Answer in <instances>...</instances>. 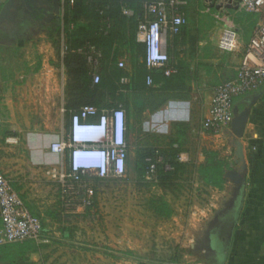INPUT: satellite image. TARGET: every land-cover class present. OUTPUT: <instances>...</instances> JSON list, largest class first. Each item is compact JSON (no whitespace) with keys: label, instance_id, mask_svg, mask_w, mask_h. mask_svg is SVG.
<instances>
[{"label":"crops","instance_id":"obj_1","mask_svg":"<svg viewBox=\"0 0 264 264\" xmlns=\"http://www.w3.org/2000/svg\"><path fill=\"white\" fill-rule=\"evenodd\" d=\"M7 1L0 0V11ZM186 2L184 12L188 22L190 1ZM18 6L19 4L15 2L4 28L0 27V42L4 39L24 37L35 31L39 32L36 37L48 35L49 28L46 34L43 32L46 21L44 19L36 21L31 11L24 24L15 23L16 16L19 15ZM134 10V16L137 20L140 19L141 8L136 11L134 5ZM200 12L204 13L202 10ZM253 16L255 24L256 17ZM254 24L250 27L248 36L239 35L238 48L233 52H222L217 47V37L221 32L219 25L214 29L200 23L186 30L184 34L180 33L178 41L181 40V46L178 41H174V36L170 37L167 41V52L171 59L177 62V69L184 59L181 62L179 77L181 84L175 83L174 86L171 84L167 90L170 98L163 104L139 113L142 121L148 119V129L153 137H160V131L167 127L166 134L170 146L164 151L173 157L175 162L188 166L191 160L196 159L197 168L207 162L212 152H216L219 159L226 161L224 173L237 168L242 175V182L239 185L231 178L224 177L222 189L206 187L220 204L207 227L212 233L213 242L216 240L219 244L218 246L212 244L213 250L210 259L207 260L208 264H264V88L235 98L232 103L239 111L249 108L242 135L237 138L242 144L246 169H242V161L236 162L233 146L235 136L230 129H225L219 136H213L201 128V121L214 88L234 76L241 50L246 46ZM173 49L182 50L185 57L181 60L173 57L171 54ZM120 58L125 60V70L127 76L130 75L131 78L133 75L131 52L123 48L122 54L118 55L116 60ZM140 58L143 59V55ZM8 69L4 63L0 64V108L5 115L0 112L2 120L0 169L8 177L25 206L33 215L40 218L42 224L40 241L28 242L31 247L27 252L28 261L33 264H83L85 260L81 246H85L83 240L90 236L83 223L87 208L80 207L68 213L58 209L57 194L42 173L44 166L56 164L60 160V156L49 149L56 136L50 133V139L45 142L44 148L40 141L42 135L37 131L27 133V138L21 137L19 132L15 131L14 128L17 127L13 122L16 114L11 104V90L15 85L2 72ZM185 90L188 91H186L188 96L183 95ZM126 126L128 143L132 130V118L128 113ZM9 133L20 137L19 145L12 146L4 142V137ZM160 151L155 149L156 155L153 157H162ZM180 155L185 160H178ZM133 161L132 154H129L127 163L131 165L134 163L135 166L136 162ZM197 177L199 178L198 174ZM214 202L211 201V204L214 205ZM223 234L224 237H228L226 242H222L223 238L221 240Z\"/></svg>","mask_w":264,"mask_h":264},{"label":"rangeland","instance_id":"obj_2","mask_svg":"<svg viewBox=\"0 0 264 264\" xmlns=\"http://www.w3.org/2000/svg\"><path fill=\"white\" fill-rule=\"evenodd\" d=\"M33 1L40 6L30 11L36 21H46L42 30L45 34L47 28L53 29L61 23V11L55 1ZM189 1L188 22L183 28V34L200 23L207 24V28L212 26L215 29L218 25L221 29L224 27L223 22L216 23L210 14L200 12L204 8L202 0ZM16 3L19 4L18 21L24 24L29 14L27 0H16ZM138 4L136 11H139ZM214 11L211 9V12ZM7 18L9 15L0 22L1 28H4ZM228 22L240 27L239 35L242 37L248 36L254 24L253 15L242 9H230ZM38 33L35 31L24 37L2 40L0 64L9 67L2 72L15 85L11 90V104L16 114L13 122L17 127L15 131L25 138L28 137L27 133L37 131L42 135L40 141L45 148L50 133L56 136L55 140L67 135L68 117L67 111L63 110L66 74L58 54L59 47L52 43L48 35L36 37ZM57 38L60 36L56 35ZM120 52H123V48ZM171 54L180 60L185 57L182 50L173 49ZM142 62L140 57L133 60V70L135 66H141ZM122 72H126L125 68H122ZM135 76L134 72L129 83L131 85L133 81L132 90L120 92L116 96L109 93L107 98L112 102H123L126 114L132 118L128 147L129 154L137 162L149 150H165L170 146L167 127L160 131V137L155 138L148 129V119L142 121L139 114L143 110L160 106L170 97L169 91L158 87L145 89L141 91L143 95L137 96L140 93L134 89L138 85ZM186 91L183 95L188 96ZM0 112L5 116L1 108ZM59 158L58 162L65 164V157ZM196 163V159L191 160L181 171L157 183L145 179L143 173L136 170L134 163L128 164L127 160L124 177L102 180L85 177L82 186L89 185L93 193L83 219L89 230L87 233L90 234L83 240L85 246H81L85 260L83 264H159L172 261L208 264L212 244H219L216 240L213 242L212 233L207 227L220 204L197 177ZM47 182L57 194V206L60 209L59 186L55 182ZM211 201H215L214 205ZM162 203L171 210L170 215L167 216L161 208L157 212ZM203 208L206 209L202 211ZM227 238L221 235L222 242H226Z\"/></svg>","mask_w":264,"mask_h":264},{"label":"built area","instance_id":"obj_3","mask_svg":"<svg viewBox=\"0 0 264 264\" xmlns=\"http://www.w3.org/2000/svg\"><path fill=\"white\" fill-rule=\"evenodd\" d=\"M120 4L121 13L127 17L135 10L125 4L127 0H113ZM142 16L137 21L135 41L143 48V62L147 69L145 84L157 88L153 71L164 77L178 72L177 62L167 52L168 39L181 33L186 24V0H138ZM204 13H209L216 23L223 22L217 47L222 52H233L238 48L240 27L230 23V9L245 10L256 17V21L245 47L241 50L235 74L231 79L219 83L213 90L208 107L201 121L203 131L219 136L230 129L233 119V100L250 92L264 88V0H202ZM63 0H61V4ZM72 4L73 0H69ZM214 9V12H211ZM63 34L60 35L61 59L68 52ZM83 54L89 66L92 84L100 81L102 51L93 44H85L70 50ZM119 68H125L123 58L116 60ZM130 75L119 79L120 85L130 83ZM119 92L129 90L120 87ZM1 97V92H0ZM111 106L98 108L81 105L68 109V130L66 137L50 143V152L65 157V164L57 162L43 167L44 177L59 186V206L62 212L76 211L91 203L92 189L83 185V179L92 176L97 179L121 178L126 174L128 143L126 139V107L123 102L114 101ZM65 110V109H63ZM2 120L0 117V124ZM8 145H19L20 137L9 133L4 137ZM180 161L185 160L182 155ZM143 176L157 183V165L162 157L147 156ZM165 171L173 167L164 164ZM42 224L25 206L8 177L0 169V245L13 242H38ZM143 264V263H142ZM159 264H182L178 261Z\"/></svg>","mask_w":264,"mask_h":264},{"label":"trees","instance_id":"obj_4","mask_svg":"<svg viewBox=\"0 0 264 264\" xmlns=\"http://www.w3.org/2000/svg\"><path fill=\"white\" fill-rule=\"evenodd\" d=\"M57 3L61 11V23L57 24L53 29H49L48 36L52 43L60 47V38L56 39V35L63 34L65 43L68 47V52L63 56L62 63L65 69L66 81L64 85L65 94V110L77 108L81 105L89 104L98 108L111 106V101L107 96L110 93L112 96L118 95L120 87L131 89V85H120L119 79L122 76H127V73L122 72V68L117 67L116 57L125 48L131 52L133 60L143 55L142 46L135 41V31L137 25L136 16L127 17L121 13L120 4L113 0H73L70 4L69 0H53ZM139 3L138 0H127L126 5L133 7ZM62 5V9H61ZM188 7V6H187ZM254 21V16H253ZM181 33L183 32V28ZM179 35L174 36V41H178ZM85 44H93L102 51L100 62V81L97 84H92L89 75V66L83 54L72 52ZM59 54V53H58ZM135 63V62H134ZM135 66V65H134ZM178 74H173L169 77H164L161 72L153 71L152 75L154 82L161 83L160 88L169 90L171 84L180 83L181 62L178 66ZM137 78L138 85L134 88L139 95L145 89H153L145 84V76L147 69L144 62L139 67H134L133 75ZM132 75V76H133ZM179 75V76H178ZM177 78V79H176ZM132 80V77L130 81ZM140 90V91H139ZM144 98V97H143ZM69 119V113L67 112ZM146 155L155 156L156 153L149 150ZM158 154V153H157ZM164 162L157 165L159 180L168 179L177 171H181L185 166L174 161V158L160 151ZM146 155H143L139 161L135 163V168L139 173H143L147 163L144 160ZM148 155V156H149ZM226 161L217 157L216 152L210 154V158L206 163L200 164L196 168V172L205 186H212L222 189L224 186V168ZM170 164L173 169L165 171L164 164ZM164 209L165 214H171V210L165 203H162L158 209ZM30 241L5 243L0 245V264H33L28 261L27 252L30 250Z\"/></svg>","mask_w":264,"mask_h":264},{"label":"water","instance_id":"obj_5","mask_svg":"<svg viewBox=\"0 0 264 264\" xmlns=\"http://www.w3.org/2000/svg\"><path fill=\"white\" fill-rule=\"evenodd\" d=\"M15 2L16 0H8L7 3H5V5L2 7L1 11H0V22H2V20L8 16L9 14H11L12 12L10 11L12 9V7L15 6ZM40 5H36V2H34L33 0H28L26 7H27V13H29L30 10L34 9V8H38ZM18 17L19 15L16 16V20L15 23H18ZM1 23H0V27H1ZM15 25V24H14ZM233 111V119L231 122V126H230V131L231 133L235 136L234 141H233V146L235 148L234 151V155L236 156L237 163H240L242 161V169H246V165L243 162L244 159V155H243V151H242V144L241 142L237 139L239 137H241L245 123L247 121V117L249 115V108L244 109L242 111H239L236 107H233L232 109ZM230 170V171H229ZM226 173H224V177H229L231 178V175H233L232 173H235L238 177V179H240L239 184L242 182V175L239 171H237V168H235L234 170L229 169ZM232 179V178H231ZM233 182H235L232 179ZM236 183V182H235ZM227 228V226H225Z\"/></svg>","mask_w":264,"mask_h":264},{"label":"bare ground","instance_id":"obj_6","mask_svg":"<svg viewBox=\"0 0 264 264\" xmlns=\"http://www.w3.org/2000/svg\"><path fill=\"white\" fill-rule=\"evenodd\" d=\"M231 178L239 185L240 179H238L237 175L235 173H232Z\"/></svg>","mask_w":264,"mask_h":264},{"label":"flooded vegetation","instance_id":"obj_7","mask_svg":"<svg viewBox=\"0 0 264 264\" xmlns=\"http://www.w3.org/2000/svg\"><path fill=\"white\" fill-rule=\"evenodd\" d=\"M225 225V224H224Z\"/></svg>","mask_w":264,"mask_h":264}]
</instances>
